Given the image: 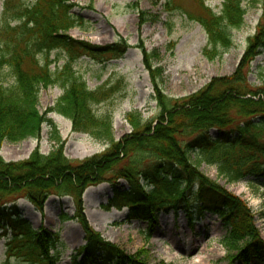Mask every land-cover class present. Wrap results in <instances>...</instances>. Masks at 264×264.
Wrapping results in <instances>:
<instances>
[{"label":"trees","instance_id":"trees-1","mask_svg":"<svg viewBox=\"0 0 264 264\" xmlns=\"http://www.w3.org/2000/svg\"><path fill=\"white\" fill-rule=\"evenodd\" d=\"M252 0H224L219 13H213L201 0L200 13L189 18L200 24L207 36L203 56L212 61L232 47L233 30L244 24V4ZM263 5L264 0H258ZM69 0H6L0 16V145L38 138L44 124L58 142L48 155L35 150L19 163L0 158V237L6 239V258L28 264H58L64 248L57 233L45 228L34 230L21 218L17 201L26 200L42 211L51 197L72 199L75 219L84 233L85 245L75 252L74 264H147L128 256L105 241L88 224L83 214L82 196L87 188L108 183L113 196L104 209H127L125 223L144 221L153 230L160 213L178 212L185 206L190 224L194 215H216L225 235L221 245L227 264H257L264 258V240L249 205L203 175L192 163L216 166L229 184L246 178L264 190V74L260 86L248 82L250 65L264 51V18L248 39V46L235 72L215 78L189 96L172 99L155 85L158 70L144 63L155 86L159 110L154 121H143L133 114L126 120L132 132L120 141L113 137L110 113L99 115L96 108L127 96V83L113 77L95 90H89L74 63L87 56L100 60L106 55L118 59L127 46L96 47L71 39L66 33L83 27L82 18L72 13ZM169 8V5H167ZM170 11V10H168ZM62 50L67 61L51 70L49 56ZM58 87L62 95L47 114L38 110L42 89ZM56 113L68 119L72 131L89 135L108 145L101 154L80 162L69 161L56 125L47 118ZM215 130L217 138L210 132ZM123 180L128 190L120 191ZM263 180V181H262ZM144 182V185L141 182ZM193 199L195 207L190 203ZM263 217H264V213ZM61 221L69 218L61 214ZM79 259V260H78Z\"/></svg>","mask_w":264,"mask_h":264},{"label":"rangeland","instance_id":"rangeland-1","mask_svg":"<svg viewBox=\"0 0 264 264\" xmlns=\"http://www.w3.org/2000/svg\"><path fill=\"white\" fill-rule=\"evenodd\" d=\"M6 0H0V16ZM16 1L17 0H13ZM35 3L37 0H24ZM213 13H219L224 0H201ZM74 5L72 13L82 18L83 27L70 29L66 34L73 40L89 43L96 47H109L116 44L127 46L126 53L118 59L110 55L100 60L81 56L73 69L83 77L89 90H95L113 77L123 78L127 83V96L97 107L99 115L110 113L113 122V137L116 142L132 132L126 120L128 114L138 115L143 121H154L159 110L155 99V86L151 73L144 63L143 53L147 54L150 69L158 70L155 85L160 93L177 99L194 94L207 86L215 78L231 76L237 69L248 46V39L264 18L263 5L258 0L244 4L246 14L244 24L233 30L232 47L221 57L207 60L202 51L207 45L203 28L189 15L200 13L194 0H69ZM169 5V8L168 6ZM170 10V11H168ZM50 69H61L68 57L66 52L55 50L49 56ZM248 82L254 87L261 84L260 73L264 74V51L250 65ZM62 95L58 87L42 89L39 93L38 110L47 114ZM47 118L56 125L63 147V155L72 162H80L103 153L108 145L89 135L72 131L71 122L56 113ZM212 138L218 133L210 132ZM53 133L44 124L38 138H30L19 143L4 142L0 145V158L6 163H19L27 160L38 150L48 155L58 142L51 138ZM191 161L198 170L228 192L241 197L255 214L256 226L264 240V190L250 186L246 178L229 184L218 175L216 166L198 164V157L191 155ZM263 181V180H262ZM144 185V182H141ZM117 188L128 190L123 180ZM111 184L102 183L86 189L82 196L83 214L89 226L101 237L119 247L128 256L136 257L147 264H227L226 250L221 245L225 232L216 215H194L190 224L184 205L176 213L169 210L160 213L158 224L150 230L147 222L125 223L127 209L106 210L112 198ZM193 199L190 203L195 207ZM21 218L34 230L45 228L57 233L64 248L58 264H74L75 252L85 245L84 233L79 223L72 219L76 213L71 198L49 197L42 211H37L26 200L16 203ZM66 215L69 220L61 221ZM6 239L0 237V264H28L15 258H6ZM79 260V259H78ZM257 264H264V258Z\"/></svg>","mask_w":264,"mask_h":264}]
</instances>
